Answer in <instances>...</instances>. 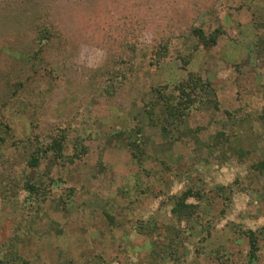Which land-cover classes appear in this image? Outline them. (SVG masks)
Listing matches in <instances>:
<instances>
[{"label":"rangeland","instance_id":"1","mask_svg":"<svg viewBox=\"0 0 264 264\" xmlns=\"http://www.w3.org/2000/svg\"><path fill=\"white\" fill-rule=\"evenodd\" d=\"M0 264H264V0H0Z\"/></svg>","mask_w":264,"mask_h":264},{"label":"trees","instance_id":"2","mask_svg":"<svg viewBox=\"0 0 264 264\" xmlns=\"http://www.w3.org/2000/svg\"><path fill=\"white\" fill-rule=\"evenodd\" d=\"M38 34V33H37ZM52 36H53V34L51 33V32H49V31H47L46 29H44V30H41L40 32H39V36H38V38H36L37 40H38V42H41V43H43V42H46V41H50L51 40V38H52ZM219 37V31H215L214 33H213V35L212 36H207V35H205V36H201L199 39H200V42L201 43H204L205 45H209V44H211L210 42H209V40L212 38V40L211 41H214L215 42V40L217 39ZM64 139V136H61V138H60V141H57V142H55L54 143V150H57L58 152H62V150L64 149V146H63V140ZM136 155H138V156H136V157H138L137 159L138 160H140V161H142V155L141 154H136ZM199 195V194H198ZM190 196V193L188 194V195H185V197H189ZM183 203H185L184 202V200L182 201ZM182 205H184V204H182ZM185 206V205H184ZM185 207H187V206H185ZM250 235V238L251 239H254L253 241H250V243L252 244V245H254L253 247H254V249H258V247H257V245H256V240H255V236H254V234H252V233H250L249 234ZM256 251V250H255ZM255 251L253 252V254H252V257H255L256 255H255Z\"/></svg>","mask_w":264,"mask_h":264},{"label":"crops","instance_id":"3","mask_svg":"<svg viewBox=\"0 0 264 264\" xmlns=\"http://www.w3.org/2000/svg\"><path fill=\"white\" fill-rule=\"evenodd\" d=\"M227 19H228V16H227V14H226V16L224 17V20H225V22H223V25H224V28H230V23H229V21H227ZM222 61V60H221ZM224 61V60H223ZM225 62V61H224ZM224 83H227L226 81L224 82L223 80H222V84H224ZM229 84H231L230 82H229ZM234 86H235V83H232ZM224 91V90H223Z\"/></svg>","mask_w":264,"mask_h":264}]
</instances>
